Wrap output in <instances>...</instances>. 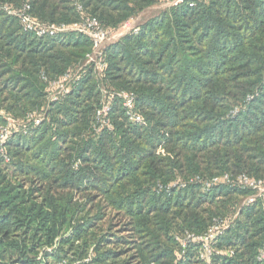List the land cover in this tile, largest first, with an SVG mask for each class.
<instances>
[{
    "label": "trees",
    "instance_id": "obj_1",
    "mask_svg": "<svg viewBox=\"0 0 264 264\" xmlns=\"http://www.w3.org/2000/svg\"><path fill=\"white\" fill-rule=\"evenodd\" d=\"M159 1L0 0V264H264V195L237 183L264 182V0L157 11L55 99L47 80L91 40L38 37L14 14L112 34Z\"/></svg>",
    "mask_w": 264,
    "mask_h": 264
},
{
    "label": "built area",
    "instance_id": "obj_2",
    "mask_svg": "<svg viewBox=\"0 0 264 264\" xmlns=\"http://www.w3.org/2000/svg\"><path fill=\"white\" fill-rule=\"evenodd\" d=\"M182 1L183 0H160L159 4L164 7H171L180 4ZM192 4L193 3H189V6H192ZM27 9L28 6H25L22 7L20 12L18 13L12 12L19 17L24 30L29 31L38 37L44 35H53L57 32H63L67 30H74L85 34L91 40L92 43V52L87 56L83 65H80L75 70L71 72H66L62 74L60 77L51 80H47L45 75H41V78L43 80H47L48 83L47 95L50 98L55 99L65 94L71 87L72 82L77 79L79 70L86 64H92L94 68V72L97 75L100 73V71L103 70V68L105 67V63L102 61L103 47L107 45L109 42H111L110 39L112 36L109 32H107L104 28H102L99 25V23L94 17L83 16L79 22L71 25H45L39 23L34 18H32V16L26 12ZM125 26L128 30L127 32L132 31L135 33L138 30L137 26H132L130 28L128 26V23L125 24ZM119 96L122 98V104L124 109L126 110V114L128 115L129 120L135 123L142 122L141 116L135 114L133 111L134 102L132 96L126 92L120 93ZM108 110L109 107L107 103L103 102L100 109L96 112V119L101 121L102 124L103 123L106 124V122L103 119H101V117ZM9 121L13 122L12 120ZM34 121L38 122V118H34ZM7 134H8V126H0V153H3L2 142L6 138ZM227 180H228L227 175L214 177L211 179V181L206 182L205 185L209 187L211 184L224 182ZM237 183L242 187H247L250 188L251 190H254L255 191L254 196L264 195L263 181L255 180L247 176L241 175L238 176ZM253 198H254L253 196H250L245 201L251 202ZM221 227L222 226L220 227L214 226L211 230V233L208 235V238H211L213 236V232L218 231Z\"/></svg>",
    "mask_w": 264,
    "mask_h": 264
},
{
    "label": "rangeland",
    "instance_id": "obj_3",
    "mask_svg": "<svg viewBox=\"0 0 264 264\" xmlns=\"http://www.w3.org/2000/svg\"><path fill=\"white\" fill-rule=\"evenodd\" d=\"M164 8H166V7L158 4L156 6H153V7L149 8V9L141 12L137 17L128 20V22L126 21V23H124L122 26H120L117 29V31H115L114 33L111 34L112 37H111L110 41H115V40L119 39L121 36H123L124 34L127 33L128 30H127L125 24L128 23V26L130 28L132 26H137V24H139L143 19H145L149 15H151V14L157 12V11H160V10H162Z\"/></svg>",
    "mask_w": 264,
    "mask_h": 264
}]
</instances>
